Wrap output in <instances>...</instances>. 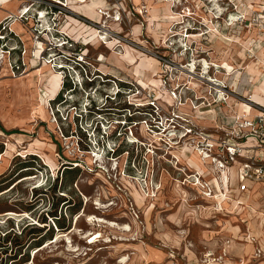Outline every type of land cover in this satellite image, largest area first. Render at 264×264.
Returning <instances> with one entry per match:
<instances>
[{"label": "rangeland", "instance_id": "374dc122", "mask_svg": "<svg viewBox=\"0 0 264 264\" xmlns=\"http://www.w3.org/2000/svg\"><path fill=\"white\" fill-rule=\"evenodd\" d=\"M15 1L0 0V264L264 261V182H246L247 189L239 192L232 172L224 186L229 190L226 197L217 194L223 198L221 203L220 198L218 203L205 197L197 186L184 182L203 169L196 162L198 157H182L181 146L176 147L178 153H169V146L158 139L167 137L170 126L163 123L160 128L166 130L150 133L152 136L135 130L133 136L144 144L136 141L137 170L125 169L123 174L128 176L121 175L114 163L119 166L125 154L110 159L108 150L130 152L135 146L110 135L111 123L103 126L108 134L105 140L91 135L88 153L78 152L75 139L60 137L57 126H62L55 122L50 108V100L61 88L55 64H60L62 51L73 54L80 47L91 70L105 73L108 68L104 67L111 65L110 55L113 58L112 48L122 50L113 62L125 58L132 65L136 62L132 48L142 53L135 44L146 41L170 60L166 67L150 61L152 57L146 63L154 64L150 69L155 73L145 88L153 90L164 111L171 108L163 101L172 89L182 103L197 95L215 96L212 85L205 81L208 77L224 85L229 106L222 103L220 107L255 110L250 103L264 106V0H99L93 11L69 0H20L28 11L20 15L17 29L11 25ZM40 14L45 15L44 21ZM63 39L68 42L60 45ZM203 59L208 62L205 73ZM190 61L196 65L193 74L180 68ZM41 62L55 70V78L51 75L40 81ZM129 68L121 69L123 79L134 82V69ZM106 83L98 80L85 87L87 95L96 99L93 87L99 91ZM66 89L64 85L63 92ZM105 90L111 94L116 89L106 86ZM85 103L86 94L79 91L59 110L65 115L75 104V111L80 112ZM171 105L176 109L177 100ZM89 124L83 127L88 129ZM63 128L68 135V125ZM133 136L128 135L129 140H135ZM153 140L156 150L149 153L146 148ZM175 153L180 157V161L175 157L177 165ZM73 160L82 167L68 169ZM204 166L208 172L203 171L201 179L209 182L214 177L211 165ZM26 176L31 178L23 180ZM22 239L27 244L14 246ZM258 249L261 254L256 256Z\"/></svg>", "mask_w": 264, "mask_h": 264}, {"label": "built area", "instance_id": "2783aa9c", "mask_svg": "<svg viewBox=\"0 0 264 264\" xmlns=\"http://www.w3.org/2000/svg\"><path fill=\"white\" fill-rule=\"evenodd\" d=\"M67 42L68 39H65L60 45L66 44ZM69 43L71 44L73 42ZM169 45L172 46L173 42L169 41ZM135 46L143 54L157 60L160 67H166L170 63V60L167 59L165 54L157 51L156 47L148 45L147 41L146 44H135ZM181 50L183 53L187 51L184 46H181ZM171 52L174 53V49ZM61 54L60 64H55L56 69H58V74L62 78L61 88L59 90L60 98L57 101H54V99L50 100L52 104H50L51 115L54 117L55 122L62 126V128L57 126L60 137L63 139L67 137L75 139L74 143L78 152L88 153L90 150L91 135L99 141V137L105 140L104 138L108 134L103 129V126L105 122L108 124L111 123L110 135L120 137L125 143L135 146V149H132L130 152L127 149L120 150L114 147L108 150L107 157L110 159L125 154L124 161L119 166L118 162L114 163V169L117 167L120 168L119 171L121 173L119 174L124 175L123 171L125 169L127 171H132V169L137 170L139 158L135 156L138 155L136 141L144 146L142 140H137L133 136L135 130H140L146 133V135H151L150 133L156 134L158 133L157 131H162L163 127L161 129L160 126L165 124L170 126L167 131L166 140L161 138L164 135L158 137V139L163 141L165 145H168L169 149H173H168L169 153L177 149L176 147L181 146V149L188 148L191 152L196 153L202 160L203 165L207 163L211 165L212 174L214 175L212 180L215 183L217 180L221 184V191L217 189V193H215L210 183L201 179V173L198 171L190 175L193 180H184V182L190 183L192 186H196L199 180L201 194L205 197L212 198L217 194L224 198L226 197V193L229 190L226 191L224 188L221 177L224 173L230 178L229 168L236 161L239 163L236 169V179L239 183L237 190L239 192L247 189L246 182H264V107L250 103L256 110L255 114H250L243 106L241 111L234 112L232 125L207 131L205 128L194 123L189 115L178 112L172 106L170 110L164 111L151 88L148 89L145 86H140L137 81L133 82L132 80L120 79L96 69L91 70L89 62L87 61L88 59L80 47L73 54L64 51ZM191 61L186 63V65H180V68L189 74H193V71L196 69V65L194 62L191 63ZM165 71L162 69V72ZM212 79V83L214 84H211V82L209 84L213 86L210 85L216 95L210 97L209 101H206L205 98L194 96L190 100V105L193 109L198 108L202 104L208 106L225 103L227 107L229 106L227 101L228 97H224V91L222 89L224 85L216 79ZM98 80L101 83L107 82V85L104 86L103 84L99 91L93 87L94 92H97L96 99H94L92 96L87 95L88 90L86 91L85 87L94 85V82L96 83ZM165 84L163 81V86ZM64 85L67 86V89L63 92L62 87ZM106 86H109V88L114 87L116 89L115 92L111 94L106 92ZM79 91L86 94L87 103L81 106L83 109L80 112L75 111L76 105L73 104L70 106V112H65V115H63L59 109L68 106L71 97H76ZM67 92H70L68 94L69 96L64 99V95ZM169 94L171 98L177 100L178 104L182 102L181 97L175 93V89H172ZM229 108L231 109V107ZM94 120L96 122L93 124ZM89 122L88 131L83 125L87 126ZM92 124L94 126L91 127ZM65 125H68L70 129L68 135H66V131L63 128ZM128 135L133 136L135 140H129ZM248 140L252 141V143L246 144ZM94 144L99 146V142L97 141ZM153 144L154 140L146 148L147 152L153 153V150H156ZM172 156L176 160L175 156ZM239 159H242V161ZM70 163L72 166L82 167L77 161L73 160ZM124 176H128V173ZM132 179L135 180V177L133 176ZM260 254L261 251L258 249L256 256Z\"/></svg>", "mask_w": 264, "mask_h": 264}, {"label": "crops", "instance_id": "0c3cea01", "mask_svg": "<svg viewBox=\"0 0 264 264\" xmlns=\"http://www.w3.org/2000/svg\"><path fill=\"white\" fill-rule=\"evenodd\" d=\"M131 55L136 60V62L132 65H128V62L125 58L124 59L121 58L122 60L120 62H113L111 55H110V58L108 60H110L111 65H110V67H104V68H108V70H106L105 73L107 75L115 76V77H118L120 79H123L124 73H122L121 69H123V66L127 65V66H130L129 69H131V70L134 69L133 74L136 77L135 79L141 86H145L147 83L150 84L152 82L151 80H154L153 77H154V73H155L153 68L150 69V66L154 67V64L153 63H152V65L148 64V66H147L146 63H147V59L151 58V57L146 56L143 53L137 52L133 48L131 50ZM142 57H144V58H142ZM141 60H142V62L140 64ZM150 61H156L157 62V60H155L154 58H151ZM144 71L146 72L145 74L148 75L147 77H145V75L143 74ZM153 83L157 84L155 81ZM197 96H199V95H197ZM165 97L166 98H164L165 100L163 102H165L169 107H171L172 106L171 104L173 102V98H171L169 95H166ZM191 99L192 98H187V99H185V102L179 103L178 106L176 107V110L180 113H184V114L189 115L191 117V119H193L195 121V123L198 124L200 127H205V126H210L213 128L228 127V126L232 125V123L234 121V112L235 111H241V106L240 107L238 106L236 109L235 108L234 109H232V108L226 109V108L220 107L218 104H212V105H208V106L202 104L198 108L193 109L192 106L190 105ZM205 100L209 101L210 98H205ZM247 111L249 113H252V111H256V110H248L247 109ZM249 143H252V141H249V140L246 141V144H249ZM188 151H190V150H187V148H184L182 150V152H183L182 157H184L185 154L190 153L192 156H194L196 158V156L194 154H192V152H188ZM175 152L178 153V149H175ZM196 162H197V160H196ZM198 164L201 166L200 168H203L200 172L201 174L203 173V171H205L206 173L208 172L206 169V166H204L201 163H198ZM238 164L239 163L236 161V162L232 163L230 168H229L231 176L233 174H234L233 176H235L234 179L236 178V169H237ZM198 168H199V166H198ZM232 172H233V174H232ZM209 183H210L212 188L214 187L213 188L214 192L217 193V188H216L215 182L212 180V178L210 179ZM217 198H220L219 200L221 203L223 198H221L218 195L212 197L211 199L217 201L218 200ZM257 264H264V261L259 262Z\"/></svg>", "mask_w": 264, "mask_h": 264}, {"label": "bare ground", "instance_id": "6f19581e", "mask_svg": "<svg viewBox=\"0 0 264 264\" xmlns=\"http://www.w3.org/2000/svg\"><path fill=\"white\" fill-rule=\"evenodd\" d=\"M4 2H7V1H4ZM21 1L20 0H16L15 1V3L13 4L14 6V8L16 9L15 10V14H13V18H12V21H11V25H14V27L17 29V27L16 26H19V24L21 23V21H20V15L23 13V14H25L28 10L26 9L27 7L26 6H22V4L20 3ZM211 2H213V0L211 1ZM68 3H70V4H77L80 8H82V9H85V10H91V11H93V10H96V8H97V5L100 3V1L99 0H69L68 1ZM12 5V4H11ZM101 5V4H100ZM102 8V7H101ZM77 9V8H76ZM84 10V11H85ZM98 11V10H97ZM7 12H10V11H7ZM42 12V11H41ZM74 12V11H73ZM79 13V12H78ZM85 13H86V11H85ZM88 13V12H87ZM90 13V12H89ZM3 14V13H2ZM7 13H5L4 15H6ZM90 14H92L93 15V13H90ZM90 14H89V16H90ZM222 13L220 12L219 13V15H221ZM219 15L217 16V17H219ZM44 14H40V20H43L44 21ZM83 16V15H82ZM85 16V15H84ZM88 16V15H87ZM91 18H92V16H90ZM90 20V19H89ZM178 20V19H177ZM233 20H235V19H233ZM96 21V20H95ZM102 21V20H101ZM20 22V23H19ZM103 23V22H102ZM100 25V24H99ZM12 27V26H11ZM13 27V29H15ZM48 28V27H47ZM18 31V30H17ZM25 31V30H24ZM107 33V32H106ZM97 34V33H96ZM100 34V33H99ZM99 38H101L100 36H98ZM191 37V36H190ZM103 38L105 39V35L103 36ZM193 38V37H192ZM196 38V37H195ZM30 43H31V41H30ZM29 43V44H30ZM41 43V42H40ZM125 46V45H124ZM124 49H126V47L124 48ZM122 54V50L121 51H117L115 48H112V59L114 60V61H117L118 60V56H120ZM3 57H2V51H0V60L2 59ZM130 58V57H129ZM129 61V60H128ZM46 62H48V61H46ZM46 62H41L42 63V65H43V67H44V72L42 73V74H40L39 76H40V81H43L44 79V77H46V76H51L53 73H55V70H53V69H49L48 67H47V65H46ZM202 69H203V71H202V73H205L206 71H207V68H208V62L207 61H205L204 59L202 60ZM42 70V69H41ZM52 77H53V75H52ZM52 77H50V78H52ZM200 77H203L202 75H199V78ZM53 78H55V76L53 77ZM46 79V78H45ZM57 79V78H56ZM55 80V79H54ZM53 80V81H54ZM193 80V79H192ZM48 81H52V80H48ZM56 81V80H55ZM205 81H208V83H210L211 82V84H214V83H212V79L210 78V77H208V78H205ZM57 83H59V82H56V86H57ZM192 83V82H191ZM190 83V84H191ZM198 83V82H197ZM53 84V83H52ZM200 84V83H199ZM201 84H203V83H201ZM59 85V84H58ZM58 87V86H57ZM206 87H208V85L206 86ZM209 88V87H208ZM245 98H250V97H248V96H245ZM255 105H257V106H261L260 104H255ZM261 107H264V106H261ZM156 140V139H155ZM187 150H189L188 148H187ZM180 152V151H179ZM188 152H191V151H188ZM192 154H194L196 157L198 156L196 153H194V152H192ZM189 155H190V153H189ZM187 156H188V153H187ZM160 157V156H159ZM175 157L176 158H178V160H179V155L177 154V153H175ZM162 158V157H161ZM188 158V157H187ZM183 159V158H182ZM176 161V160H175ZM180 161V160H179ZM197 162L198 163H201V164H203V162H202V160L198 157L197 158ZM100 163V162H99ZM179 162L178 161H176V165L178 164ZM177 167V166H176ZM190 167V166H189ZM207 169V168H206ZM212 176V175H211ZM31 178V176H26V177H24L23 178V180H27V179H30ZM222 182L224 183V186L225 187H227L228 186V176L226 175V174H222ZM215 182V181H214ZM197 185L196 186H198L197 187V189L198 190H201V185H200V181L198 180L197 181V183H196ZM215 185H216V187L221 191L222 190V187H221V184L216 180V183H215ZM192 186V185H191ZM230 187V186H229ZM214 188V187H213ZM154 189V188H153ZM221 194H222V192H220ZM152 196V195H151ZM149 197V196H148ZM137 198V197H136ZM87 199V198H86ZM139 200H141L142 202H143V197H141V199H139ZM139 200H138V202H139ZM86 201V200H85ZM135 202L136 203H138L137 202V200L135 199ZM185 203V202H184ZM139 204V203H138ZM141 204V203H140ZM102 207H103V205H102ZM90 220L92 219V218H89ZM99 221H102V222H105V223H107V225H111V226H114V225H116L115 223H113L112 221L111 222H109V220L108 221H103V220H99Z\"/></svg>", "mask_w": 264, "mask_h": 264}, {"label": "trees", "instance_id": "16d2710c", "mask_svg": "<svg viewBox=\"0 0 264 264\" xmlns=\"http://www.w3.org/2000/svg\"><path fill=\"white\" fill-rule=\"evenodd\" d=\"M60 98V93H58L57 95H56V97L54 98V101H57L58 99ZM68 165H69V168L68 169H79L78 168V166H72V164L69 162L68 163ZM37 188H35V190H36ZM40 189H42V187L40 188ZM44 189V188H43ZM52 216H55V214L54 213H52L51 214ZM59 227H61V226H59ZM25 244H27V240L26 239H22L20 242H14V246H18V247H23Z\"/></svg>", "mask_w": 264, "mask_h": 264}]
</instances>
